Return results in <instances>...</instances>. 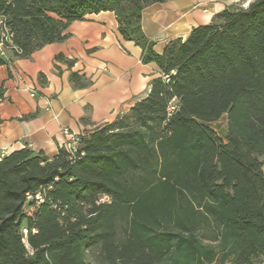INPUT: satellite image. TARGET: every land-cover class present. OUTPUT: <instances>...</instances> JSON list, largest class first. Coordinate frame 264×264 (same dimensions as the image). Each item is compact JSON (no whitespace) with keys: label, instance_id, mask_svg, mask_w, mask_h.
Segmentation results:
<instances>
[{"label":"trees","instance_id":"16d2710c","mask_svg":"<svg viewBox=\"0 0 264 264\" xmlns=\"http://www.w3.org/2000/svg\"><path fill=\"white\" fill-rule=\"evenodd\" d=\"M166 1L0 0L14 59L111 12L140 62L161 71L74 152L0 154V264H264V0L236 3L158 55L141 12ZM69 82L91 84L77 72ZM223 116L219 136L208 125Z\"/></svg>","mask_w":264,"mask_h":264},{"label":"crops","instance_id":"0c3cea01","mask_svg":"<svg viewBox=\"0 0 264 264\" xmlns=\"http://www.w3.org/2000/svg\"><path fill=\"white\" fill-rule=\"evenodd\" d=\"M239 0H168L141 12V30L160 55L176 39L184 41L193 28L208 25L213 17ZM69 37L47 45L27 59L7 52L0 66V154L25 147L53 156L71 136L109 124L125 114L150 90L161 71L155 63L140 62L141 49L124 41L113 13L86 15L69 24ZM62 55L74 63L54 62ZM71 72L91 82L75 89ZM44 79L39 81V75Z\"/></svg>","mask_w":264,"mask_h":264},{"label":"built area","instance_id":"2783aa9c","mask_svg":"<svg viewBox=\"0 0 264 264\" xmlns=\"http://www.w3.org/2000/svg\"><path fill=\"white\" fill-rule=\"evenodd\" d=\"M251 1H253V0H239L238 2L241 3L242 7H246ZM0 38H1L0 39V58L6 59V54H7L8 51H10V49H13V51L15 53H19L18 49H16V48H11V47H6L5 46V45H10L11 44L10 34L5 29L2 31ZM173 110H174V106L171 105L170 111H173ZM77 143H78L77 136H71L69 138L68 142L66 143L64 149L66 151H68L69 153H72V152L75 151ZM36 199H39V197L36 196ZM22 232L24 234H26V230H23Z\"/></svg>","mask_w":264,"mask_h":264},{"label":"rangeland","instance_id":"374dc122","mask_svg":"<svg viewBox=\"0 0 264 264\" xmlns=\"http://www.w3.org/2000/svg\"><path fill=\"white\" fill-rule=\"evenodd\" d=\"M225 122L226 118L223 116L219 121L215 123H211L208 126L215 131L216 133L219 134V136H222L224 130H225ZM263 173H264V166H263ZM27 213H30V211L26 210Z\"/></svg>","mask_w":264,"mask_h":264}]
</instances>
